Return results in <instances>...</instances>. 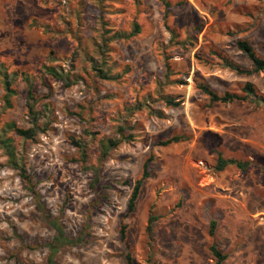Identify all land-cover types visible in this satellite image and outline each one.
I'll return each mask as SVG.
<instances>
[{"label":"rangeland","instance_id":"1","mask_svg":"<svg viewBox=\"0 0 264 264\" xmlns=\"http://www.w3.org/2000/svg\"><path fill=\"white\" fill-rule=\"evenodd\" d=\"M163 1L119 0L118 12L106 14L119 27L141 25L132 39L111 43L107 64L122 75L106 80L85 58L95 33L89 5L78 25L70 19L73 0H0V68L15 91L7 107L0 78V134L8 122L32 125L24 73L41 124L34 139L8 132L23 173L0 146V264H48L52 220L76 241L59 249L57 264H215L212 241L228 253L223 264H264V106L249 99L209 105L198 87L244 95L249 81L264 96V71L238 74L211 54L221 51L248 68L236 47L241 38L264 56V0H166V18ZM165 21L180 39L189 35L183 44L169 41ZM163 51L179 80L161 91L176 106L155 98ZM44 63L69 71L73 83L43 73ZM121 126L126 138L102 154V140L119 137ZM173 135L186 139L159 145ZM218 153L250 166L218 170ZM148 159L149 176L125 217ZM150 214L159 216L151 235Z\"/></svg>","mask_w":264,"mask_h":264},{"label":"trees","instance_id":"2","mask_svg":"<svg viewBox=\"0 0 264 264\" xmlns=\"http://www.w3.org/2000/svg\"><path fill=\"white\" fill-rule=\"evenodd\" d=\"M74 6L72 7V12L70 11V19H75L78 25H81L80 22L83 21L82 10L86 5H89V8L92 10L91 18L94 22L93 30L94 35L91 37V48L92 53H86L85 58L91 64V69L98 74L103 79L108 80H117L121 77L122 73L117 71H113V67L107 64V54L112 51L111 43L117 41H126L135 37L137 34L141 32V25L134 21L133 25L130 29L119 27L111 22V19L106 18V14L118 12L117 4L119 0H73ZM164 4V18H166L169 14L170 3L166 0L163 1ZM82 9V10H81ZM165 24L170 32V42L174 43H184L187 35L184 39H180V35L175 31V29L171 28L167 22ZM83 25V24H82ZM70 33L72 30L69 31ZM77 41L80 42V37H76ZM111 47V48H110ZM236 47L243 54L244 58L248 62L249 67L245 68L241 64L232 60L227 54L218 51L212 50L211 54L214 55L218 59V63L223 65L226 68L235 71L238 74H252L259 71H264V56H261L257 53L256 49L247 39H238L236 41ZM264 49V47H263ZM163 72L160 75V78L157 81L158 89L156 92L157 99L164 100V102L169 106H176L178 102L171 94L162 93V88L170 82H177L173 79V76L176 75V71L172 68L171 63L169 62V58L166 55V51H163ZM53 58V57H52ZM54 59V58H53ZM41 70L43 73H47L57 79L66 81L68 85L73 83V79H70V72L64 71V69H58L52 63H44L41 66ZM78 75H75V79H78ZM0 78L3 81L4 89H5V103L7 107L11 106L10 97L15 93L14 89L11 87V81L9 79L8 73L0 68ZM23 80L27 83V97H26V107L28 109V115L32 117V125L30 127H21L18 126L15 122H8L6 124V128L0 134V146L5 150L8 161L11 166L16 169H19L22 173L25 171L24 162L22 156L18 153V148L14 144V139L11 136H8V132H13L17 136L27 140L34 139L38 129L41 124L38 123V115L39 113L35 110V96L32 91L33 84L31 83L30 76L27 74H23ZM161 87V88H160ZM198 87L209 96V105L213 103H229L236 100H247L249 99L256 104H261L264 106V96L259 94L256 90V87L252 82H245L242 90L244 91V95H238L236 93L225 92L224 94H219L214 91L207 83L200 82ZM146 102H135L125 107L126 113H131L133 110L142 109ZM118 133L120 136L116 139H104L102 140V144L100 145L102 154H107L111 146H117L119 142L122 141L123 138H126L123 131V126L119 127ZM186 137L184 135H173L168 139L161 141L159 145H169L171 143H178L184 141ZM83 160H86L85 149L82 148ZM148 161L144 163L141 175L134 181L132 186V190L127 203V211L124 215L128 217L130 213H132L136 207L137 201L139 199L143 182L145 178L149 176L148 171ZM228 165H235L237 168L241 170H246L250 166V162L248 160H237L233 158L225 159L222 157L220 153L217 155L216 168L218 170L225 169ZM97 170V169H96ZM25 181L30 184V178L27 177L26 174L23 175ZM42 211L46 214L47 211L44 209L42 205H39ZM159 218L158 215L150 214L146 226L147 232L151 235L154 222ZM52 225L55 227L57 233L54 236L53 240L48 244L49 253L47 257L48 264H57L55 260V255L59 251L62 246L75 244L76 241L65 235L61 224L57 220L50 221ZM126 227L125 223H122L120 229V237L122 240L126 238ZM217 228V221L211 220L209 227V235L211 237L215 236V231ZM80 239H78L79 241ZM209 250L215 258V264H223L224 261L228 258V253L220 250L215 242H211L209 245Z\"/></svg>","mask_w":264,"mask_h":264}]
</instances>
